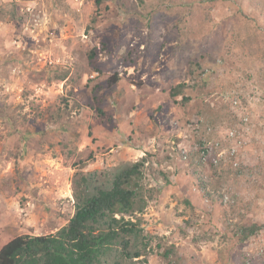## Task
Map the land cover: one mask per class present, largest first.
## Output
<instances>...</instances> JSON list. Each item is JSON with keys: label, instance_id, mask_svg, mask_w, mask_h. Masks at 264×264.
<instances>
[{"label": "rangeland", "instance_id": "obj_1", "mask_svg": "<svg viewBox=\"0 0 264 264\" xmlns=\"http://www.w3.org/2000/svg\"><path fill=\"white\" fill-rule=\"evenodd\" d=\"M144 156L148 264H264V0H0V248Z\"/></svg>", "mask_w": 264, "mask_h": 264}, {"label": "trees", "instance_id": "obj_2", "mask_svg": "<svg viewBox=\"0 0 264 264\" xmlns=\"http://www.w3.org/2000/svg\"><path fill=\"white\" fill-rule=\"evenodd\" d=\"M146 159L77 171L68 222L54 233L11 238L0 248V264H148L151 236L140 217L148 203L142 184ZM263 229L256 222L241 227L244 237ZM170 251L165 249V255Z\"/></svg>", "mask_w": 264, "mask_h": 264}]
</instances>
